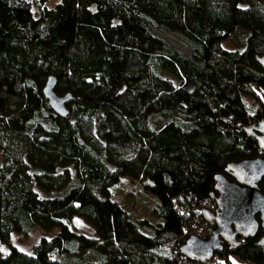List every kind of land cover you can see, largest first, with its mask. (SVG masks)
Returning <instances> with one entry per match:
<instances>
[{
	"label": "trees",
	"instance_id": "16d2710c",
	"mask_svg": "<svg viewBox=\"0 0 264 264\" xmlns=\"http://www.w3.org/2000/svg\"><path fill=\"white\" fill-rule=\"evenodd\" d=\"M45 1L0 0V264H264L260 231L204 263L179 251L214 228L213 177L264 153L245 131L264 119V0ZM121 177L153 222L111 196ZM33 226L56 232L11 246Z\"/></svg>",
	"mask_w": 264,
	"mask_h": 264
},
{
	"label": "water",
	"instance_id": "95a60500",
	"mask_svg": "<svg viewBox=\"0 0 264 264\" xmlns=\"http://www.w3.org/2000/svg\"><path fill=\"white\" fill-rule=\"evenodd\" d=\"M54 85L55 78L49 76L42 88L43 96L51 110L63 117L68 113L65 105L71 101V97L68 93L57 95ZM245 131L246 135L255 139L258 148L264 150V119ZM226 169L229 178L223 174L213 177V189L217 193L213 197L215 210L200 211L204 220L212 222L214 228L206 239L190 235L179 246L184 258L197 263L207 262L215 251L222 249V243L231 250L240 246L239 238H252L258 229L262 233L264 231V194L257 189V184L264 177V155L228 163ZM257 244L264 245V235L257 240Z\"/></svg>",
	"mask_w": 264,
	"mask_h": 264
},
{
	"label": "rangeland",
	"instance_id": "374dc122",
	"mask_svg": "<svg viewBox=\"0 0 264 264\" xmlns=\"http://www.w3.org/2000/svg\"><path fill=\"white\" fill-rule=\"evenodd\" d=\"M46 6L48 8H53L59 0H46ZM231 42L229 40H223L221 47L226 49H233ZM1 152H0V161H1ZM111 196L114 199L120 201V206H122L131 217L134 219L145 218L149 222H153L154 216L152 214V209L154 203L156 202V197L153 194H150L148 191L143 189L142 185H137L135 182L131 181L128 178L121 177L118 182L110 187ZM72 226L74 229L82 233L86 237H91L93 235V230L89 225H87L79 217L72 219ZM56 232V229L52 232H42L38 226H33L27 234H19L16 232H11L10 244L15 247L18 251L30 254L32 247L42 236H53ZM142 232L149 234L150 230L147 227L142 229ZM10 250L8 244H0V257L7 254ZM230 260L234 264H242L241 261L235 257L231 256Z\"/></svg>",
	"mask_w": 264,
	"mask_h": 264
},
{
	"label": "flooded vegetation",
	"instance_id": "af4514ba",
	"mask_svg": "<svg viewBox=\"0 0 264 264\" xmlns=\"http://www.w3.org/2000/svg\"><path fill=\"white\" fill-rule=\"evenodd\" d=\"M263 151H264V150H263ZM263 155H264V153H263L262 155H260V156H263ZM259 183H260V182H259ZM258 231H260V232L262 233L261 229H258L257 232H258ZM256 235H257V234H256ZM256 235H255V236H256ZM263 235H264V231H263V233H262V235H261L260 237H262ZM255 236H254V237H255ZM239 240L241 241L242 239L239 238Z\"/></svg>",
	"mask_w": 264,
	"mask_h": 264
}]
</instances>
